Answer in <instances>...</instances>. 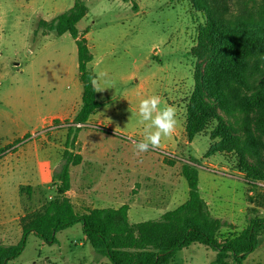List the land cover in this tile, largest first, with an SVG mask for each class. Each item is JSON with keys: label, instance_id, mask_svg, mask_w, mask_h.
Returning <instances> with one entry per match:
<instances>
[{"label": "rangeland", "instance_id": "1", "mask_svg": "<svg viewBox=\"0 0 264 264\" xmlns=\"http://www.w3.org/2000/svg\"><path fill=\"white\" fill-rule=\"evenodd\" d=\"M84 1L88 12L77 28L88 29L93 54L88 68L107 77L99 81L105 89L96 92L101 106L76 131L83 86L75 40L40 26L75 0H0V225L6 214L11 222L0 244L16 245L22 218L41 212L55 196L53 177L66 150L83 157L70 167L69 196L79 214L126 203L132 224L159 219L188 198L187 181L180 176L187 162L198 167L199 192L212 215L229 224L221 237L264 217V181L252 183L240 173L235 154L205 157L209 132L192 141L186 135V104L195 85L191 50L202 23L190 0ZM152 95L161 98L162 107L176 109V130L159 148L137 155L134 145L144 139L145 129L138 106ZM59 115L68 117L51 119ZM15 144L18 151L10 147ZM258 144L254 148L264 167ZM161 150L174 155V166ZM27 186L34 187L31 198L20 192ZM57 239L49 246L30 234L22 254L9 264H110L85 240L81 224L59 232ZM214 260L213 250L195 245L177 252L171 264ZM245 264H264V238Z\"/></svg>", "mask_w": 264, "mask_h": 264}, {"label": "trees", "instance_id": "2", "mask_svg": "<svg viewBox=\"0 0 264 264\" xmlns=\"http://www.w3.org/2000/svg\"><path fill=\"white\" fill-rule=\"evenodd\" d=\"M190 3L202 23L197 28V44L191 50L196 60L195 85L186 104V135L192 141L209 132L205 157L235 154L240 173L252 183L264 181V167L254 148L258 141L264 151V0ZM87 12L85 1L75 0L69 10L49 22H40L45 31L58 36L69 34L75 40L83 93L73 122L83 125L101 106L91 83L95 74L88 68L93 61L85 37L88 29L80 32L77 28ZM82 160L81 154L64 152L63 164L53 177L55 196L41 212L22 218V237L16 245L0 244V264L17 259L30 234L52 246L58 243L59 232L77 224H81L85 240L110 264H171L177 252L195 245L213 250L214 264H245L264 238V217L258 216L241 232L221 237L222 229L229 224L212 215L199 192L198 167L187 162L181 166L180 176L187 181L188 198L159 219L132 224L126 203L79 214L67 193L71 189L70 167L80 165ZM166 163L174 166L175 160L169 158ZM20 192L31 198L33 188L27 186Z\"/></svg>", "mask_w": 264, "mask_h": 264}, {"label": "clouds", "instance_id": "3", "mask_svg": "<svg viewBox=\"0 0 264 264\" xmlns=\"http://www.w3.org/2000/svg\"><path fill=\"white\" fill-rule=\"evenodd\" d=\"M107 77L106 72H98L91 78L93 90L101 92L99 81ZM139 122L145 125L144 139L136 142L135 154L146 152L161 146L164 137H171L177 125L176 109L171 105L161 106V98L158 95L148 96L139 102L138 106Z\"/></svg>", "mask_w": 264, "mask_h": 264}, {"label": "crops", "instance_id": "4", "mask_svg": "<svg viewBox=\"0 0 264 264\" xmlns=\"http://www.w3.org/2000/svg\"><path fill=\"white\" fill-rule=\"evenodd\" d=\"M78 112V111H77ZM76 112V114H77ZM68 115H59V116H53L51 119H59L60 121H62L63 118H67ZM22 138V137H21ZM18 146L14 145L12 146L11 148L14 149V148H17ZM14 150H17V149H14ZM19 150V149H18ZM17 150V151H18ZM79 166V165H78ZM72 187V186H71ZM34 188V187H33ZM71 190V189H70ZM33 193H35V191L33 190ZM70 191L67 193V196L70 198ZM208 204V203H207ZM209 206V204H208ZM210 208V206H209ZM93 209V208H91ZM212 210V209H211ZM130 211V210H129ZM6 218H4V220L1 222L2 224L0 225V237L2 236H6V234L10 233V228H11V222L10 220L7 218V214L5 215ZM22 230H21V227H20V232L21 233Z\"/></svg>", "mask_w": 264, "mask_h": 264}, {"label": "built area", "instance_id": "5", "mask_svg": "<svg viewBox=\"0 0 264 264\" xmlns=\"http://www.w3.org/2000/svg\"><path fill=\"white\" fill-rule=\"evenodd\" d=\"M74 126H75L76 128H81V127H84L85 125H83V124H81V123H77V124L74 123ZM52 128H53L52 126L49 127V129H52ZM158 152H160V154H162L163 156H167V157H170V158H173V157H174V155L171 154L170 152L168 153V152L163 151V150L158 151Z\"/></svg>", "mask_w": 264, "mask_h": 264}]
</instances>
